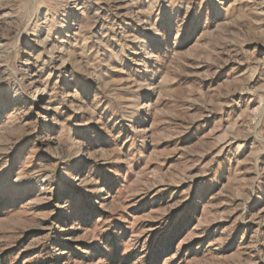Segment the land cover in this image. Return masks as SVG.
I'll return each instance as SVG.
<instances>
[{"label":"rangeland","instance_id":"obj_1","mask_svg":"<svg viewBox=\"0 0 264 264\" xmlns=\"http://www.w3.org/2000/svg\"><path fill=\"white\" fill-rule=\"evenodd\" d=\"M0 264H264V0H0Z\"/></svg>","mask_w":264,"mask_h":264}]
</instances>
